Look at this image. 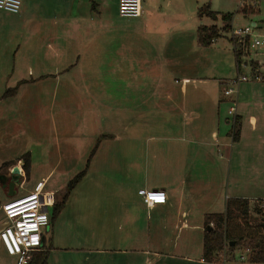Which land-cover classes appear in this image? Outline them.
Instances as JSON below:
<instances>
[{"label":"crops","instance_id":"crops-1","mask_svg":"<svg viewBox=\"0 0 264 264\" xmlns=\"http://www.w3.org/2000/svg\"><path fill=\"white\" fill-rule=\"evenodd\" d=\"M187 1L141 0V15L132 18L135 21L132 28L139 36L151 38L147 47L154 56L143 66V70L153 74V80L134 81V84L157 88L147 97L160 103L155 114L167 120L162 127L167 134L149 137L144 147L137 146L141 156L134 161H110L111 169L107 175L103 172L102 178L98 175L100 171L94 169L100 162L99 153L108 142L115 145L121 138L106 127L103 115L96 116L99 129L92 140L99 143L88 172L67 194L63 208L54 219L52 207L49 226L42 230L39 250L47 253L48 264H219V261L203 260L204 217L223 214L229 199L247 200L250 207L256 201H264V53L255 54V61L249 64L254 77L260 80L252 78V82L239 86L236 118L240 128L234 141L227 115L230 101L220 91L215 92L209 81L188 75L189 68L200 67L201 60H208L205 50L209 48L202 51L196 31L200 26L216 25L217 21L198 18L197 11L204 6L212 11V0L208 3L190 0L189 5ZM21 3L18 14L0 11V71H27L31 77L18 81V85L41 84L54 77L49 71H70L84 56L81 47L89 49L91 58L100 38L101 44H110L109 32L104 31L105 22L101 21L99 12L103 0L98 4L84 0L81 11L79 0H21ZM90 3L93 5L88 11ZM73 5L77 13L70 12ZM242 7L238 11L240 16L255 28L257 23L253 19L258 10L249 6L251 13L244 14ZM231 23H234L233 15L230 28ZM96 26L102 28L101 33L93 31ZM240 53L241 63L248 51ZM162 70L168 81L160 77ZM167 72L185 76L177 88H173L177 81L170 83ZM125 82L120 81L119 85L127 86ZM227 84L223 81L221 85L225 89ZM165 86L168 89L159 97L158 88ZM2 93L0 89V97ZM121 144L119 150H126ZM40 148L43 150V145ZM63 164L69 165L68 160L58 157L45 178L36 184L42 185V192ZM13 168L25 178L21 163ZM130 168H135L134 178L125 176ZM30 174L31 168L25 179ZM100 188L102 193L98 192ZM138 190L163 191L166 203L148 208L138 197ZM65 195L58 199L54 196V203H60ZM4 222L3 215L0 230ZM3 252L5 264L16 263L5 249Z\"/></svg>","mask_w":264,"mask_h":264},{"label":"rangeland","instance_id":"rangeland-1","mask_svg":"<svg viewBox=\"0 0 264 264\" xmlns=\"http://www.w3.org/2000/svg\"><path fill=\"white\" fill-rule=\"evenodd\" d=\"M93 1L98 4L99 0ZM189 2L190 0L186 4L189 5ZM211 3L213 12L233 15L234 23H231L233 30L249 27L252 31L246 45L248 54L246 53L243 57L244 60L238 68L235 67L233 43L228 30L219 32L220 38L209 47L212 50H205L207 61L201 60L200 67L188 69L190 73L188 75L191 78L209 81L214 86L215 92L220 91L222 94L223 81H232L237 76L247 77L249 83L253 81L254 75L249 68L250 61H255V54L264 53V44L256 49L251 47L255 38L264 41V0H212ZM79 4L78 10L81 11L84 8V0H79ZM117 4L118 0H103L99 9L101 21L105 22L104 31L110 33L107 32L110 44H101V38L96 40L98 48H95L91 58L89 49L81 47L80 53L84 56L80 58L78 66L70 71H49L47 73L54 77H48L47 80L35 86L18 85L22 82L20 80H30L31 77L28 76L27 71H0L2 94L7 90L16 89L13 95L1 99L3 96L1 94L0 97V167L4 163L16 162L25 154H29L31 162V174L28 180L16 175L17 170L13 167L0 169V178L5 179L4 182L0 181V204L33 192L36 184L45 178L60 156L63 161L68 160L69 165L63 164V167L57 170V175L50 178L43 193H51L58 199L66 193V187L71 180L83 173L81 181L88 172L89 162L93 156H91L92 150L99 143V140L96 142L92 140L94 138L92 135L95 137L98 135L99 124L96 116L103 115L106 127L121 138V141L115 145L114 142L113 144L108 142L99 153L100 162L96 163L94 169L100 171L98 175L102 178L105 176L103 172L107 175L111 169L110 161H134L138 155L141 156L137 146L144 147L149 137H161L167 134L165 128L162 130L167 120L158 118L155 114L160 103L158 100L153 102L149 99L150 96L147 97L157 88L150 85L136 87L134 84V81L153 80V74L143 70L144 62L146 60L149 62L154 57L150 55V48L147 47L150 45L151 38L139 36L137 30L132 28L135 21L118 15ZM91 5L93 4L88 5V11ZM242 5L247 8L253 6L254 8L251 7V9L256 7L258 10L253 19L257 23L255 28L248 20H243L240 16L238 11ZM68 8L66 10H69ZM78 10L73 5L70 12L77 13ZM205 22L210 23L209 20ZM215 26L221 30L223 23L217 21ZM93 31L101 33L102 28L96 26ZM87 41L86 39L85 42ZM104 61L105 63L102 64ZM237 69H239L238 72ZM165 73L162 70L160 77L167 80L163 75ZM167 74L170 83L174 79L177 81L173 86L174 89L181 84L178 83L182 81L181 78L185 77L180 72L173 73L174 76L171 72ZM120 81H126L128 85L125 86L123 83L119 85ZM206 87L209 90L211 88L210 85ZM166 89L168 86L158 88V96H163ZM152 126L157 127L158 130H154ZM121 143L126 146V150H119ZM40 145H43V150L39 149ZM45 146L46 150H44ZM69 171H71L70 178ZM128 171L130 172H125V176L131 178L136 176L135 168H130ZM18 174H20L19 171ZM14 178L16 180L13 193L8 196V183ZM85 182L87 184V179ZM102 190L100 188L98 192L102 193ZM51 213L52 208L48 210L49 220ZM2 219L3 215L0 211V221ZM48 238L49 236L46 237V243ZM227 247L226 245L223 249L225 253ZM3 250L0 243V264H5ZM242 256L246 257L243 250H235L229 259H220L219 264H251L247 258L242 261L240 259Z\"/></svg>","mask_w":264,"mask_h":264},{"label":"built area","instance_id":"built-area-1","mask_svg":"<svg viewBox=\"0 0 264 264\" xmlns=\"http://www.w3.org/2000/svg\"><path fill=\"white\" fill-rule=\"evenodd\" d=\"M118 15L122 18H137L141 15V0H118ZM21 9L20 0H0V11L9 14H18ZM228 34L233 43V52L243 53L247 51L246 41L252 35L251 28L229 29ZM215 40H212V43ZM264 41L256 38L253 40V47H259ZM254 80L260 78L252 77ZM252 79V80H253ZM249 79L245 76H237L236 79L229 81L223 90V97L230 101L227 115L230 118V137L232 138L233 128L236 123V100L238 89L242 83H247ZM138 197L146 207L164 205L166 196L160 190H138ZM53 196L42 192V185L36 186L34 192L26 196L8 201L0 206L4 215L5 222L0 230V243L6 253L16 259L15 264H27L33 253L38 251L42 242V230L49 226L48 210L54 206ZM257 208L264 212V201L255 202ZM246 257L242 256L243 261L247 258L248 250H244ZM218 259H228L224 250ZM220 262V261H219Z\"/></svg>","mask_w":264,"mask_h":264},{"label":"trees","instance_id":"trees-1","mask_svg":"<svg viewBox=\"0 0 264 264\" xmlns=\"http://www.w3.org/2000/svg\"><path fill=\"white\" fill-rule=\"evenodd\" d=\"M241 12L250 14V8H243ZM198 18H208L212 22L221 21L225 26L221 30L215 25L208 27L200 26L196 31L197 44L203 48H209L212 40L220 38L219 32H225L230 29L229 23L232 14H219L210 11L209 6L201 7L197 11ZM249 41V40H248ZM246 41V45L248 44ZM241 53H236V64L240 65ZM254 68V67H253ZM16 89L7 90L1 99H5L15 93ZM239 121L233 128L232 139L237 140L239 135ZM97 144L92 150L91 156L94 154ZM16 163H21L25 178H28L30 172V156L25 154L16 162L4 163L0 169L14 167ZM83 173L71 180L66 187V195L60 203L53 206L54 219L61 211L67 194L80 181ZM51 221V220H50ZM204 225L206 230L203 236L202 256L207 263L219 261L218 256L222 253L227 245L226 257L229 259L235 250H248L247 261L251 264H264V212H261L256 204L250 207L249 202L243 199H229L226 202L225 212L223 214H210L204 217ZM209 228V229H207ZM230 243L234 247L229 246ZM48 256L46 252L38 250L33 253L31 260L27 264H48Z\"/></svg>","mask_w":264,"mask_h":264},{"label":"water","instance_id":"water-1","mask_svg":"<svg viewBox=\"0 0 264 264\" xmlns=\"http://www.w3.org/2000/svg\"><path fill=\"white\" fill-rule=\"evenodd\" d=\"M15 170H16V169H15ZM15 174H16V175H19V174H18V170L15 171ZM15 180H16V178H14L11 182L8 183V187H7V189H8V196H11L12 193H13L14 186H15ZM0 181H3V182H4L5 179H4V178H3V179L0 178ZM207 229H209V228H207ZM229 246L234 247V244H233V243H230Z\"/></svg>","mask_w":264,"mask_h":264}]
</instances>
